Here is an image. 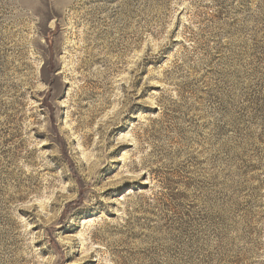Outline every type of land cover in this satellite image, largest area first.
Segmentation results:
<instances>
[{
  "label": "rangeland",
  "instance_id": "1",
  "mask_svg": "<svg viewBox=\"0 0 264 264\" xmlns=\"http://www.w3.org/2000/svg\"><path fill=\"white\" fill-rule=\"evenodd\" d=\"M0 264H264V0H0Z\"/></svg>",
  "mask_w": 264,
  "mask_h": 264
}]
</instances>
